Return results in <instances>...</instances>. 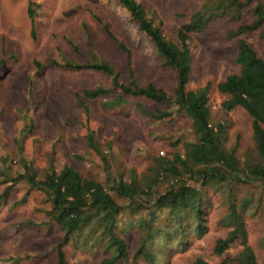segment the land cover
Masks as SVG:
<instances>
[{
  "label": "rangeland",
  "instance_id": "obj_1",
  "mask_svg": "<svg viewBox=\"0 0 264 264\" xmlns=\"http://www.w3.org/2000/svg\"><path fill=\"white\" fill-rule=\"evenodd\" d=\"M135 1L143 6L164 37L171 40L201 3ZM31 2L32 25L26 14ZM255 2L243 5L240 18L226 15L212 19L186 41L191 55L188 88L209 85L214 117L221 116L217 107L220 95L214 86L237 70L235 41L227 39L226 33L251 21ZM101 23L107 25L111 36ZM260 30L264 31V22ZM247 40L264 58V39L258 31L248 34ZM99 58L119 68L123 81L127 80L129 66L138 84L151 82L163 89L167 97L172 96L175 71L162 65L153 42L117 0H0V192L11 186L6 201L0 204V264L58 262L55 245L59 232L54 225H39L47 220L43 195L28 190L22 181H8L20 170L18 161L30 163L39 174L51 161L58 171L69 167L84 178L103 181V163L86 142L88 132L92 131L112 172L127 175L133 170L143 179L152 155H164L169 142L176 137L180 139L179 145L192 139L188 118L175 109L170 111L165 102L124 96L126 103L107 107L104 101L115 92L94 99L84 97V89L97 85L112 89L109 76L90 69L68 70L63 64ZM136 102L149 111L168 110L170 114L147 117L135 108ZM227 118L230 140L238 136L239 147L249 148V117L236 108ZM221 211V207L212 206L207 232L193 238L186 250L172 252L165 264H192L197 259L218 264L221 257L213 253L214 242L226 233L218 223ZM261 214L247 227L248 241L258 264H264V212ZM24 221L36 225L24 226ZM128 244L132 251L134 232L128 237ZM63 253L68 264L99 262V254L74 252L69 244L63 247Z\"/></svg>",
  "mask_w": 264,
  "mask_h": 264
},
{
  "label": "trees",
  "instance_id": "obj_2",
  "mask_svg": "<svg viewBox=\"0 0 264 264\" xmlns=\"http://www.w3.org/2000/svg\"><path fill=\"white\" fill-rule=\"evenodd\" d=\"M117 1L153 42L162 65L175 71L172 96L167 97L163 89L151 82L138 84L129 66L127 80L123 81L119 68L102 58L81 64L65 61L63 67L108 75L112 89L97 85L82 91L88 99L115 92L104 101L107 107L126 103L124 96L165 102L170 111L175 109L188 118L192 139L181 145L177 137L171 140L164 155H152L147 175L139 179L133 170L127 175L112 172L105 153L89 131L86 142L103 163V181L84 178L69 167L58 171L51 161L40 174L30 163L18 161L21 168L8 181H22L28 190L43 195L47 220L39 225H54L60 234L55 245L57 264H68L63 253L67 244L74 252L99 254L98 264H165L172 252L186 250L193 238L207 232L212 206L222 208L218 223L226 229L225 236L218 237L213 246V253L221 257L218 264H258L247 227L264 212V58L256 53L247 36L258 31L264 39V31L260 30L264 0L252 5L249 23L226 33L227 39L235 41L237 70L214 86L220 95L218 117L211 112L208 84L188 88L191 55L186 41L212 19L226 15L240 18L243 5L251 0H201L179 26L174 40L164 37L141 4L135 0ZM33 4L28 3L26 9L31 25ZM101 26L111 36L107 25ZM134 106L150 118L170 114L168 110L149 111L137 102ZM236 108L242 109L250 120L249 148L239 147L238 136L230 140L227 116ZM105 147L109 148V144ZM1 160L4 162L5 158ZM9 189L11 186L7 185L0 192V204L6 201ZM22 224L36 225L30 221ZM132 232L135 244L130 251L128 237ZM192 264L206 263L197 259Z\"/></svg>",
  "mask_w": 264,
  "mask_h": 264
}]
</instances>
